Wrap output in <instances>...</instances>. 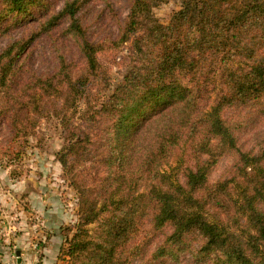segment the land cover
I'll return each mask as SVG.
<instances>
[{"label":"trees","instance_id":"16d2710c","mask_svg":"<svg viewBox=\"0 0 264 264\" xmlns=\"http://www.w3.org/2000/svg\"><path fill=\"white\" fill-rule=\"evenodd\" d=\"M5 1L11 13L28 17L40 0ZM180 2L181 8L168 24L152 16L150 0H134L132 4L119 41L141 31L145 19L152 21L137 41L141 53L138 63L146 67H134L126 74L120 88L102 106L115 119L104 129L108 153L103 162L110 172L99 190L101 199L91 200L89 187L73 180L79 192L81 222L65 254L74 264H130V258H142L151 239L140 243L137 238L148 217L156 231L172 227L151 253L153 261L169 255L182 263L179 253L190 252V258L196 261L220 253L228 264H258L256 257L262 260L259 264H264V149L259 153L242 151L224 116L228 108L264 99V0ZM77 12V0L71 1L47 19L42 29L62 47L70 40L77 43L85 58L86 70L70 78L72 64L64 58L65 51L58 57L59 74L69 78L66 104L72 99L75 110L87 82L100 78L97 52L102 44L87 40ZM64 16L71 24L63 33L55 34ZM33 40H18L0 53V92L6 90L7 96L5 110L1 111L4 115L9 106L12 113L24 106L16 96L10 103L11 91L14 77L25 75L21 70L26 58L20 56L29 53ZM54 76L43 79L31 74L35 83L53 80ZM24 83L28 93L33 91L27 96L38 94V83ZM217 83L214 101L209 106L201 104L209 85L216 88ZM52 85L45 91L60 94L62 88ZM144 127L146 135L141 138L138 133ZM67 138L74 140L70 133ZM86 138L91 140L89 134ZM83 139L71 143V155L80 157L87 151L89 158L91 149L83 145ZM182 142L188 143L194 163H187L180 154L173 165L170 157L176 149L184 151ZM220 145L239 154L238 170L244 180L208 181L212 161L204 160L203 155ZM80 148L84 149L79 152ZM61 160L67 168L68 161ZM229 184H234V193ZM230 196L234 197L235 211L245 219L243 238L230 223ZM100 218L104 232L93 238L87 226ZM199 238L201 246L193 248L189 242Z\"/></svg>","mask_w":264,"mask_h":264},{"label":"rangeland","instance_id":"374dc122","mask_svg":"<svg viewBox=\"0 0 264 264\" xmlns=\"http://www.w3.org/2000/svg\"><path fill=\"white\" fill-rule=\"evenodd\" d=\"M71 1L74 0H40L31 9V16L22 17V14L11 13L6 1L0 0V53L13 42L34 37L29 53L23 52L20 56L26 58L21 70L25 75L14 77L11 91L10 103L15 101L16 96L24 106L14 113L9 106L8 113L4 115L1 111L7 104L6 90L0 92V264H43L46 259L50 264H74V260L65 254V247L81 222L79 192L73 180L85 183L87 189L89 187L87 191L91 200L101 199L99 190L110 172L103 162L108 153L104 129L115 119V115L104 111L102 106L120 88L126 74L134 67H146L142 66L143 62L138 63L141 53L137 49V41L152 21L145 19L141 31L132 34L126 41H119L134 0H77V17L86 30L87 40L94 44L102 43L97 52L100 78L87 82L88 88L76 102V110L72 99L66 104L69 96V83L66 81L69 78L59 74L58 57L63 55L64 50V58L72 64L68 69L70 78L86 70V61L77 43L70 40L62 47L42 29L47 19L58 14ZM150 2L152 16L162 24H168L181 8L180 0ZM59 23L55 34L63 33L71 20L64 16ZM34 73L43 79L53 74L56 76L50 81H38V94L27 96L33 91L28 93L24 89L28 88L27 83L24 82L32 80L36 85L31 78ZM51 84L52 87L62 88L59 89L60 94L45 91ZM218 87L219 83L216 88L209 85L200 103L209 106ZM224 116L229 126L233 127L242 151L259 153L264 149V99L228 108ZM146 131L144 127L138 135L144 138L142 136L146 135ZM69 133L74 140L67 138ZM88 134L90 141L86 140ZM78 138H85L83 145L88 144L87 148L91 149L89 158L87 151L80 157L71 155V143L79 141ZM182 144L185 145L184 151L176 149L170 157L173 165L180 154L187 159V163H194L188 143ZM83 149L80 148L79 152ZM64 158L68 161L67 168L61 160ZM203 159L212 161L208 177L211 184L234 177L237 181L244 180L238 170L239 154L233 150L223 145L216 146L211 153L204 154ZM229 187L231 191L234 184H229ZM231 192L234 193L233 190ZM233 196L229 197L230 223L236 234L243 238L246 223L244 217L235 211ZM215 210L211 208V211ZM102 223L100 218L87 226L93 238L103 234ZM141 226L137 240L142 243L151 239L149 250L143 252L142 258H130V264H228L220 253H213L207 260L196 261L190 258V252H180L182 263L169 255L153 261L151 253L164 242L172 227L156 231L152 229L149 217ZM189 243L198 248L202 241L199 238ZM128 253L127 250L125 255ZM256 262L262 263L261 258L256 257Z\"/></svg>","mask_w":264,"mask_h":264},{"label":"crops","instance_id":"0c3cea01","mask_svg":"<svg viewBox=\"0 0 264 264\" xmlns=\"http://www.w3.org/2000/svg\"><path fill=\"white\" fill-rule=\"evenodd\" d=\"M43 264H50V263H49V260L46 259L45 262H44Z\"/></svg>","mask_w":264,"mask_h":264}]
</instances>
